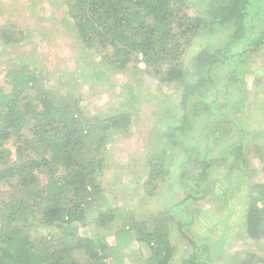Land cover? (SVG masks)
<instances>
[{"label": "trees", "instance_id": "trees-1", "mask_svg": "<svg viewBox=\"0 0 264 264\" xmlns=\"http://www.w3.org/2000/svg\"><path fill=\"white\" fill-rule=\"evenodd\" d=\"M65 5L68 25L102 61L115 69L140 68L144 62L162 85L179 92L178 102L156 104L154 113L162 107L169 118L163 140L146 151L151 173L143 190L153 196L166 184L170 198L178 190L186 197L140 218L106 199L99 202L105 191L104 151L114 130L129 132L133 114L124 111L94 123L86 119L79 97L46 86L44 72L33 63L10 65L0 81V264H110L120 242L128 245L132 239L148 248L146 264H171L176 247L170 223L186 237L183 229L206 213L196 204L199 199L210 198L224 213L244 192L246 230L252 239L264 237V160L255 170L262 179L253 181L245 143L253 133L242 125L246 116L237 115L250 101L249 76L256 80L255 94L261 91L262 79L253 68L264 49V0H205L199 8L194 0H65ZM0 31L11 46L23 38L15 28ZM202 35L204 42L191 49ZM187 51L197 52L192 66L185 62ZM131 94L138 96L129 92L124 99ZM257 104L252 106H262ZM221 120L233 128L221 126ZM256 135L254 149L260 151L264 133ZM177 150L187 156L172 179ZM95 207L96 227L120 225L114 239L81 232ZM37 227L50 231L36 233ZM194 242L183 264L222 259L223 264H264L257 252L210 256L208 245Z\"/></svg>", "mask_w": 264, "mask_h": 264}, {"label": "rangeland", "instance_id": "rangeland-1", "mask_svg": "<svg viewBox=\"0 0 264 264\" xmlns=\"http://www.w3.org/2000/svg\"><path fill=\"white\" fill-rule=\"evenodd\" d=\"M203 2L205 0H194L196 8L201 7ZM4 26L21 31L23 38L17 45L11 46L0 33V81L6 78L8 66L30 62L44 72L46 86H56L61 91H71L80 98L84 112L87 114L86 119L94 120V123L99 119L101 123L102 120L124 111L133 114L129 132L114 130L113 138L104 151L106 159L102 167L101 182L105 191L99 202L106 199L109 206L123 211L132 210L133 214L140 218L165 209L166 202L173 205L175 201L186 197L181 190H178L176 195L170 198L165 188L166 184L163 190L159 189L153 196L143 190V185L148 181L151 173V164L148 162L149 156L147 157L146 151L163 140L161 132L169 118L162 107L158 109V114H155L154 110L156 104L162 101L171 104L178 102L180 94L176 88L162 85L157 77L145 69L144 62L140 63V68L130 65L125 69H115L112 64L102 61L101 55H95L93 50L85 47L77 38L76 32L68 25L65 0H0V30ZM205 36H197L191 49L196 50L204 42ZM193 54L195 57L197 52L187 51L185 54V62L189 66H192ZM256 57L255 61L258 65L253 69L256 72L254 74L262 79L261 91H258V95L255 94L256 80L249 76L250 101L248 100L245 110L237 114L246 116L242 125L248 132L253 133L248 134V139L245 141L249 146L248 165L253 170V181L261 180L263 176L256 174L255 170L261 167L264 160V147L258 151L254 149V145L255 141L259 140L256 133H264V49ZM129 92L138 96L131 94L128 99H124L128 97ZM254 98L259 102H255ZM127 100L138 101L133 106L130 104L131 101L127 103ZM252 104L262 106L256 107ZM203 117L205 118L204 113L201 118ZM219 124L233 128L224 120ZM95 137L97 136H93V139ZM10 146L14 149L12 143ZM185 155L187 156V153L182 150L174 152L170 170L172 179L177 176L176 166ZM248 200L249 196L245 192L233 197L230 200V207L233 210L229 208L223 213L222 210L217 209L218 203L215 205L210 198L205 202L199 199L196 204L204 205L206 213L196 215L188 231L186 228L183 231L192 240H199L200 245H208L209 250L212 251L209 253L210 256H214L215 251L219 254L223 253L229 259L235 255L246 257L247 251L264 255V237L252 239L246 230L245 214ZM94 209L96 212L88 214V225L82 227L81 232L87 231L91 236H96L98 233L102 238L114 239L120 225L111 224L105 229L96 227L93 222L98 208ZM118 223L120 224V220ZM49 231L37 227L35 232L47 234ZM170 232L176 247L171 264H183V257L194 250V244L173 223H170ZM221 240H224V246L221 245ZM120 243L123 246L113 251L112 258L108 261L110 264H115L116 258L121 264H146L147 247L140 245L135 239H132L128 245ZM83 254L84 250L78 252V256ZM217 262L223 264L225 260Z\"/></svg>", "mask_w": 264, "mask_h": 264}, {"label": "water", "instance_id": "water-1", "mask_svg": "<svg viewBox=\"0 0 264 264\" xmlns=\"http://www.w3.org/2000/svg\"><path fill=\"white\" fill-rule=\"evenodd\" d=\"M186 238H188V240H190V242H192L195 245L194 240H192L189 236H186Z\"/></svg>", "mask_w": 264, "mask_h": 264}, {"label": "built area", "instance_id": "built-area-1", "mask_svg": "<svg viewBox=\"0 0 264 264\" xmlns=\"http://www.w3.org/2000/svg\"><path fill=\"white\" fill-rule=\"evenodd\" d=\"M14 150V152H15V149H13Z\"/></svg>", "mask_w": 264, "mask_h": 264}]
</instances>
